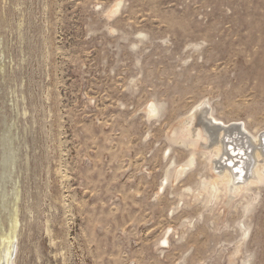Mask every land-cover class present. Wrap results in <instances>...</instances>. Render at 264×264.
<instances>
[{
	"label": "rangeland",
	"instance_id": "374dc122",
	"mask_svg": "<svg viewBox=\"0 0 264 264\" xmlns=\"http://www.w3.org/2000/svg\"><path fill=\"white\" fill-rule=\"evenodd\" d=\"M202 102L264 134V0H0V264H264V187L192 200Z\"/></svg>",
	"mask_w": 264,
	"mask_h": 264
},
{
	"label": "bare ground",
	"instance_id": "6f19581e",
	"mask_svg": "<svg viewBox=\"0 0 264 264\" xmlns=\"http://www.w3.org/2000/svg\"><path fill=\"white\" fill-rule=\"evenodd\" d=\"M120 6L121 3H118L114 7V12L118 11ZM207 104L208 102H202L195 108L187 118L188 120H185L175 131L174 138L171 137L174 143L190 144L195 147V150H198L200 145L205 149L204 156H208L209 165L212 164L210 171L215 172V176L210 178L205 187L191 191L193 192L192 200L196 202L204 198L207 203H212L222 197L225 199L233 191H236L238 198H241L244 193L253 192L255 186L264 187V134H255L251 137L246 133L244 125H222L218 122L220 119L214 116L213 109L211 110ZM146 112L150 119H155L159 115L160 107L151 103L147 106ZM230 143L234 148L228 149ZM194 164L195 156L192 154L186 163L177 166L174 171L168 172L166 178L172 177L173 181L178 183L192 170ZM245 171L247 175L243 176ZM237 185L242 187L236 188ZM255 200L256 198L252 201ZM250 204L251 202L245 207L246 212ZM242 230L245 236L247 229ZM169 234V232L165 233L162 245L167 244ZM5 239L8 241L6 245L9 246L3 248V253H8L10 261L15 247L12 238ZM233 259L232 256L230 262H233ZM2 261L8 264L5 257L2 258Z\"/></svg>",
	"mask_w": 264,
	"mask_h": 264
}]
</instances>
